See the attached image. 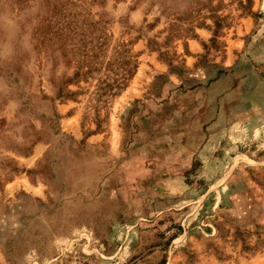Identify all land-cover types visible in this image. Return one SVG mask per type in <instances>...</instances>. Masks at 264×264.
<instances>
[{
	"label": "rangeland",
	"instance_id": "374dc122",
	"mask_svg": "<svg viewBox=\"0 0 264 264\" xmlns=\"http://www.w3.org/2000/svg\"><path fill=\"white\" fill-rule=\"evenodd\" d=\"M0 264H264V0H0Z\"/></svg>",
	"mask_w": 264,
	"mask_h": 264
}]
</instances>
